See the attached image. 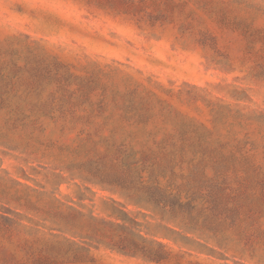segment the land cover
Returning a JSON list of instances; mask_svg holds the SVG:
<instances>
[{
    "label": "rangeland",
    "instance_id": "rangeland-1",
    "mask_svg": "<svg viewBox=\"0 0 264 264\" xmlns=\"http://www.w3.org/2000/svg\"><path fill=\"white\" fill-rule=\"evenodd\" d=\"M8 82L28 117L0 108V210L55 264H264V0H0ZM90 215L141 251L87 238ZM26 238L0 264H29Z\"/></svg>",
    "mask_w": 264,
    "mask_h": 264
},
{
    "label": "trees",
    "instance_id": "trees-1",
    "mask_svg": "<svg viewBox=\"0 0 264 264\" xmlns=\"http://www.w3.org/2000/svg\"><path fill=\"white\" fill-rule=\"evenodd\" d=\"M17 86L14 83L8 82L4 84H0V90H8V91H15ZM5 107L8 112L16 118V120H21L23 118H27L28 115L25 114L24 108L19 103L15 102H7L2 98V94L0 93V108ZM36 107L35 104H31V109L35 110L38 113H42L40 108ZM131 109L135 110L133 105H130ZM143 115V114H142ZM138 114L136 117L131 118L130 124L133 126H137L139 124H145L146 118ZM128 137L133 136V132L130 131L127 135ZM125 146L132 147L131 141L125 142ZM149 154L146 152L141 153V157L139 158L140 161L145 162L146 157ZM144 165L140 164L139 166L134 162L133 167H129L130 170H139L143 169ZM17 184H21L19 181H16ZM24 199L25 202H20L21 199ZM13 202L18 203L21 206H25V208H32L33 205L30 204V200L27 199V196L16 195L15 193L9 197ZM4 210H0V237L3 241H7L8 243L10 240L13 239L14 236L24 234L26 235V240L24 241V249H25V256L29 261V264H55L57 261L58 253H54L52 251L53 245L47 240L44 239L41 230L37 227L38 223L25 224L22 222V219H26L29 223H33L32 217L28 216L27 214H21L11 208H3ZM90 228L88 229L87 233L89 234L86 236L90 240H95L98 244H105L106 242L104 239H108L111 241V244L119 251L124 254L135 255L136 252L141 251L139 245V239L141 238L140 234H136L135 232L131 231V236H122L119 235L118 239L113 240L112 237H108L106 235V230L103 229L104 222L102 220H98L94 216L90 215ZM126 221V220H125ZM115 226L118 228H125V224L116 223ZM53 235V233H51ZM39 244V247L36 245ZM108 245V244H107ZM112 247V246H111ZM80 249L79 252H75L68 256V254H62L64 256V260L66 261H87L89 258V246L78 245ZM160 252L159 256L156 260L164 258V254L161 255ZM0 260L5 262H15V254L8 249V246L5 244H0Z\"/></svg>",
    "mask_w": 264,
    "mask_h": 264
}]
</instances>
